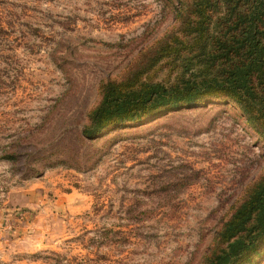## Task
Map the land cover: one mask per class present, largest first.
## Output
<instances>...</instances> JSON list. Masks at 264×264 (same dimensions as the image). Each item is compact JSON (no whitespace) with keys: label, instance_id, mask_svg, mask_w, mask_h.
Segmentation results:
<instances>
[{"label":"rangeland","instance_id":"1","mask_svg":"<svg viewBox=\"0 0 264 264\" xmlns=\"http://www.w3.org/2000/svg\"><path fill=\"white\" fill-rule=\"evenodd\" d=\"M172 24L161 0H0V264H199L264 167V141L231 102L112 125L76 165L54 154L26 175L2 157L58 98L65 140L35 155L72 141L62 131L81 128L98 83ZM258 254L246 264H264Z\"/></svg>","mask_w":264,"mask_h":264},{"label":"trees","instance_id":"2","mask_svg":"<svg viewBox=\"0 0 264 264\" xmlns=\"http://www.w3.org/2000/svg\"><path fill=\"white\" fill-rule=\"evenodd\" d=\"M161 1L171 9L173 24L139 50L120 75L98 83V98L85 110L81 128L62 131L72 141L57 142L49 154L35 155L44 149L45 139L58 137L54 118L58 98L36 125L7 145L2 157L14 169L24 162L29 166L21 170L33 173L32 164L54 154L58 155L54 162H87L94 151L90 140L112 125L213 100L237 106L264 141V0ZM58 138L65 140L63 135ZM262 250L264 167L243 185L199 264H246ZM54 258L59 264L60 256Z\"/></svg>","mask_w":264,"mask_h":264}]
</instances>
